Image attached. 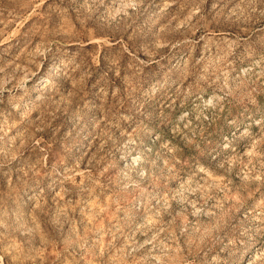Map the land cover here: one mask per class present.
<instances>
[{
	"label": "rangeland",
	"instance_id": "obj_1",
	"mask_svg": "<svg viewBox=\"0 0 264 264\" xmlns=\"http://www.w3.org/2000/svg\"><path fill=\"white\" fill-rule=\"evenodd\" d=\"M0 264H264V0H0Z\"/></svg>",
	"mask_w": 264,
	"mask_h": 264
}]
</instances>
